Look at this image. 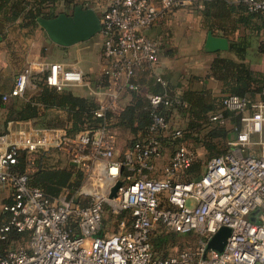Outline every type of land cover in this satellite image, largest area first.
<instances>
[{
  "label": "built area",
  "instance_id": "2783aa9c",
  "mask_svg": "<svg viewBox=\"0 0 264 264\" xmlns=\"http://www.w3.org/2000/svg\"><path fill=\"white\" fill-rule=\"evenodd\" d=\"M205 1L109 0L100 32L106 84L95 87L76 65L35 58L17 73L3 101L35 89L34 75L42 73L49 86L60 90L88 87L99 104L97 116L116 115L125 106L122 93L136 88L137 72L157 61L160 43L145 30L167 11L201 8ZM239 1L251 12L264 11V0ZM151 103L156 107L171 101L152 95ZM223 105L242 114V127L229 150L209 159L201 178L188 182L178 179L180 169L196 158L188 145H179L157 171L160 133L183 134L159 113L153 114L151 136L136 142L123 158L116 156V133L105 125L73 136L63 127L8 129L0 135V191L5 192L0 264H264V87L256 100L230 94ZM221 116L214 114L211 120ZM52 150L84 176L77 202L68 189L50 197L29 182L38 153ZM23 153L27 163L21 173L15 166ZM118 179L122 185L110 198ZM106 205L113 214L129 215L109 226L104 222ZM159 224L172 232L195 233L196 245L168 256L157 254L150 237ZM223 226L230 228L223 250L210 248V239ZM14 231L29 237L3 253L2 243Z\"/></svg>",
  "mask_w": 264,
  "mask_h": 264
},
{
  "label": "trees",
  "instance_id": "16d2710c",
  "mask_svg": "<svg viewBox=\"0 0 264 264\" xmlns=\"http://www.w3.org/2000/svg\"><path fill=\"white\" fill-rule=\"evenodd\" d=\"M60 5L63 6L62 10ZM75 5L76 0H0V39L5 38L10 27L15 24L20 28L40 26L39 18L49 19L61 13H69ZM103 10H96L100 18L103 16ZM201 13L207 29L223 34L230 42L228 52L231 55L215 57L208 73V76L222 82V94L215 95L208 88L185 89L178 93L177 85L170 83L164 75H160L161 81L157 80L158 52L154 66L142 68L137 72L134 78L136 88L125 89V94L130 93L131 99L124 108L116 115L109 111L105 116L99 117L96 114L99 104L92 95L78 94L71 90L72 87L79 86H67L61 90L49 86L45 82L44 74L38 73L34 75L36 88L26 90L23 96H13L3 101L4 93L0 92V109L5 110L0 135L7 132L11 122L34 121L42 127H63L71 136L105 125L111 131L120 130L127 134L125 153L136 142L151 136L154 113L162 114L170 121L172 115L177 112L187 119L185 128L182 127V136L172 137L165 131L160 133L162 150L166 148L175 152L179 145L191 146V141H194L192 137L202 133L203 124L209 121L212 115L220 113L222 116L216 121L218 126L202 138V145L209 152V159L224 154L230 148H226L224 144L229 134L227 122L231 119L239 129L242 127V114L226 109L223 105L224 98L236 94L256 100L264 87V70L254 69L250 62L253 55H264V40L261 38V32L264 30V11L251 12L245 3L239 0H206ZM102 77L107 83V75L102 73ZM143 86L145 89H142ZM152 95H161L166 101H171V104L161 103L154 107L151 103ZM54 153L57 151L38 153L34 160L37 169L30 175V184L39 187L50 197L58 196L64 189L75 193L81 185L83 174L72 165H63L60 157L54 160ZM124 153L120 158H123ZM26 163L23 153L15 169L24 172ZM203 173L202 165L195 160L182 167L178 176L183 174L185 180L181 181L188 182L201 178ZM108 211L113 215L106 205V224L109 222L105 216ZM128 215L127 211L115 214V217L118 220ZM28 237V233L12 232L9 241L2 243L3 253L12 246L13 240H26ZM181 237L198 240L195 233L180 234L159 224L152 231L150 241L157 254L168 256L173 253L169 251L170 246L176 245Z\"/></svg>",
  "mask_w": 264,
  "mask_h": 264
},
{
  "label": "crops",
  "instance_id": "0c3cea01",
  "mask_svg": "<svg viewBox=\"0 0 264 264\" xmlns=\"http://www.w3.org/2000/svg\"><path fill=\"white\" fill-rule=\"evenodd\" d=\"M108 3L109 0H102L99 9L103 10ZM202 8L191 5L167 11L151 28L146 29L145 33L160 43L157 76L164 75L170 83L177 85L178 93H182L185 89L208 88L215 95H220L222 82L208 76V73L215 57L225 55L229 50L207 52L204 49L209 30L201 13ZM214 34L223 35L218 32ZM261 38L264 40V30L261 32ZM67 48L54 43L41 26L20 28L16 24L13 25L6 37L0 39V92L11 91L17 73L31 60L49 57V54L64 56ZM59 60L61 59L53 61ZM250 62L252 64V60ZM142 89H145L144 86ZM130 99V93L121 98L124 105ZM186 121L183 114L175 112L170 118V127L172 129L184 127ZM27 125H30V121L11 122L8 129ZM165 158L162 155L157 160V168H163L171 159L165 162ZM4 193L0 191V195Z\"/></svg>",
  "mask_w": 264,
  "mask_h": 264
},
{
  "label": "rangeland",
  "instance_id": "374dc122",
  "mask_svg": "<svg viewBox=\"0 0 264 264\" xmlns=\"http://www.w3.org/2000/svg\"><path fill=\"white\" fill-rule=\"evenodd\" d=\"M77 1V5H83L84 7H91L94 8L95 11L96 10H100L101 5L99 6V4L101 3L102 0H76ZM106 5V4H105ZM76 6V5H75ZM74 6V7H75ZM73 7V9H74ZM106 6L103 7V9ZM61 10L63 9V6L60 5L59 7ZM100 8V9H99ZM73 9L69 11L68 14L73 12ZM102 48V34L98 33L96 34L94 37H92L91 39L87 40V41H83L80 43H77L73 46H69L66 50V55H50L49 57H46L45 59L53 61V60H58L61 59L59 61H63L65 63H67L68 65H76L78 67H80L86 76V79L88 81H90L91 84H94L95 87L104 85L105 79L102 77V71H103V60H102V55H101V50ZM225 55H231L229 52H225ZM252 66L253 68H258L260 70H264V55H253L252 56ZM71 90H73L75 93L78 94H83V95H89L90 96V89L88 87H83V86H79V87H72ZM125 96V92L122 93L121 98ZM96 100V99H95ZM5 118V110L4 109H0V126L3 127V121ZM30 125L32 126H40L39 123L34 122V121H30ZM186 125V122H185ZM218 126V123L213 121V120H209L207 122H205L203 124V126L201 127L202 133L197 135L196 137H192L194 138V141H191V146H190L195 152H196V162L198 161L200 163V165H202V169L203 171L205 170V166L206 163L209 159V152L207 151V149H205V147H203L202 145V138H205L207 136V134L214 130L216 127ZM238 125H235L233 123V121H228L227 122V129H229V134L227 139L225 140L224 144L225 147L228 148L230 147V143L231 141H233L236 137V134L238 133V130L240 127H237ZM42 127V126H40ZM181 129L185 128V127H180ZM116 134H117V140H118V144H117V150H116V156H118L119 158L122 157L125 149L127 148V134L123 133L120 130H115ZM174 153V150L171 149L168 150L165 148H163L162 150V155H164L165 158V162L169 161V159L172 157ZM54 160L57 159L58 157H60L61 162L63 165H69L67 163L66 159H63L60 155H58V153H54ZM194 160V161H195ZM162 168H157V171L160 172ZM80 173V171H79ZM179 180H185V177L183 176V174H180V176H178ZM84 182V176L82 175L81 177V185L79 186V188L75 191V193H71L74 196L80 192L82 184ZM4 197H5V193L0 195V212L2 209V203L4 201ZM113 214V213H112ZM106 218L109 221L108 224L109 226L111 225V223L116 222L117 218L115 217V214L110 215L109 211L106 213ZM24 240H16L12 242V245H17L19 243H22ZM197 243V238H179L177 241L176 245L170 246L169 251L170 252H176L178 250H180L182 247L184 248H189V247H194Z\"/></svg>",
  "mask_w": 264,
  "mask_h": 264
},
{
  "label": "water",
  "instance_id": "95a60500",
  "mask_svg": "<svg viewBox=\"0 0 264 264\" xmlns=\"http://www.w3.org/2000/svg\"><path fill=\"white\" fill-rule=\"evenodd\" d=\"M39 25L46 31L48 37L56 44L69 47L77 43L87 41L100 33L102 30L101 18L94 8L76 5L73 12L61 13L53 18H39ZM204 49L207 52L228 51L230 49L229 39L224 35H216L208 31ZM122 185L118 179L111 187L109 197L117 195ZM82 191L78 192L73 200L78 201ZM230 228L223 226L210 239L208 246L216 250H223Z\"/></svg>",
  "mask_w": 264,
  "mask_h": 264
}]
</instances>
